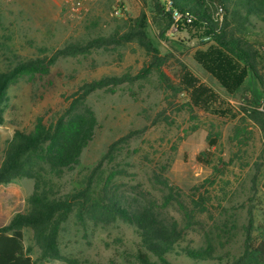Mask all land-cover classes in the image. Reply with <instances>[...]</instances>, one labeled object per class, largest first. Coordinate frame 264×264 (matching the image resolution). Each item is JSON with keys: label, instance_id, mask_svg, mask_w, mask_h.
I'll use <instances>...</instances> for the list:
<instances>
[{"label": "rangeland", "instance_id": "obj_1", "mask_svg": "<svg viewBox=\"0 0 264 264\" xmlns=\"http://www.w3.org/2000/svg\"><path fill=\"white\" fill-rule=\"evenodd\" d=\"M164 5L165 0H85L73 13L64 0H0V74L35 61L46 69L66 45L99 38L118 41L144 20L160 65L133 83L108 86L85 98L77 113L93 111L94 137L79 164L54 177L53 191L64 196L79 189L110 147L127 137L104 160L97 179L109 180L111 194L129 210L148 207L177 226L180 239L167 255L168 264H236L246 245L264 241V8L258 6L261 13L250 16L238 36L258 53L255 78L218 50L201 22H178V31L171 34L174 21L169 27L160 12ZM118 7L122 17L114 15ZM208 7L219 33L225 8ZM204 58L233 72L240 89L232 92L238 85H221L200 64ZM152 61L138 41L109 42L85 55L59 57L48 72L19 74L1 105L5 121L0 125V166L15 130L31 132L39 118L55 122L86 83L133 78ZM187 75L194 79L199 105L185 84ZM210 139L217 144L210 148L211 163L204 165L197 156L208 149ZM33 191L31 178L0 186V227L26 211ZM135 230L122 220L103 224L87 216L82 222L75 212L61 229L60 251L80 262L140 264ZM24 244L37 264H68L41 259L32 229L24 230ZM151 261L164 264L155 256ZM247 261L264 264V259Z\"/></svg>", "mask_w": 264, "mask_h": 264}, {"label": "trees", "instance_id": "obj_2", "mask_svg": "<svg viewBox=\"0 0 264 264\" xmlns=\"http://www.w3.org/2000/svg\"><path fill=\"white\" fill-rule=\"evenodd\" d=\"M208 5L215 8L220 5L225 8V24L219 33L218 25L208 13L210 11ZM258 6L264 8V0H245V2L243 0H165V5L160 12L168 18L169 27L174 21V11L189 12L194 16V21L207 26L208 34L212 35L217 43L216 47L223 55L242 63L249 72L248 76L251 74L256 78L259 76L256 61L258 53L253 46L238 36L243 34L245 23L250 22V16L261 13ZM144 30V20L140 19L118 41L99 38L87 43L69 44L54 54L46 69H43L42 61H35L19 64L11 71L0 74V125H2L5 118L1 105L5 92L19 74L41 70L48 72L49 67L59 57L85 55L109 42L120 45L133 40L138 41L148 54L153 56L151 64L133 78L129 75L106 77L83 85L74 95L70 108L55 122L46 124L39 118L33 131L15 130L0 166V186L15 179L31 178L34 179V191L26 203V211L13 215L8 224L0 227V264H37L25 250L24 230L27 228L33 230L41 259L65 260L68 264H96L67 259L61 254L59 244L61 229L75 212L82 222L87 216L103 224L117 220L125 221L136 228L135 231L139 237L136 260L140 264H155L151 261V257L155 256L162 263L168 264L167 255L175 251L180 239L177 226L168 225L148 207L129 210L116 195L111 194L108 187L109 180L97 179L104 160L111 154L116 144L127 141V137L110 147L108 154L97 163L79 189L64 196L53 191L54 177H62L67 170L74 169L81 161L83 150L94 137L97 121L93 111L87 109L83 113H77L78 107L82 105L85 98L108 86H116L126 81L133 83L160 65L159 51ZM199 61L206 71L219 77L221 85L225 88H233L231 84H235L238 87L232 92L240 89L242 83L236 80L235 74L229 69L214 63L213 59L204 58ZM221 69L224 71L221 72ZM184 81L187 86L190 85L188 88L192 93V101L199 105L195 97L196 85L193 84V77L187 75ZM216 144V139H210L208 149L201 152L197 160L204 165H209L214 155L210 148ZM189 253L196 258L201 256L198 252L190 251ZM251 258L263 261L264 241L246 245L245 255L241 261L239 260V264H244ZM247 262L245 264H251Z\"/></svg>", "mask_w": 264, "mask_h": 264}, {"label": "built area", "instance_id": "obj_3", "mask_svg": "<svg viewBox=\"0 0 264 264\" xmlns=\"http://www.w3.org/2000/svg\"><path fill=\"white\" fill-rule=\"evenodd\" d=\"M85 1V0H64V4L66 7H68V10L70 12L76 13L79 10V2ZM93 1V0H91ZM221 11H223V8H221ZM114 15L116 17H122L123 13L122 10L118 7L114 10ZM223 17V15H222ZM173 19H174V25L172 26V31H170L171 34L178 31V22H193L195 20L194 16L191 15L189 12L186 13H180L179 11L173 12Z\"/></svg>", "mask_w": 264, "mask_h": 264}]
</instances>
